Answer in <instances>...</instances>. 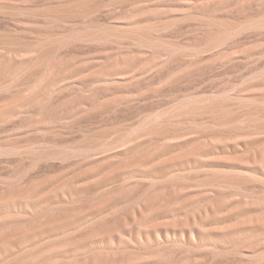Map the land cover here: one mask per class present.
Returning <instances> with one entry per match:
<instances>
[{
  "label": "rangeland",
  "instance_id": "1",
  "mask_svg": "<svg viewBox=\"0 0 264 264\" xmlns=\"http://www.w3.org/2000/svg\"><path fill=\"white\" fill-rule=\"evenodd\" d=\"M0 264H264V0H0Z\"/></svg>",
  "mask_w": 264,
  "mask_h": 264
}]
</instances>
